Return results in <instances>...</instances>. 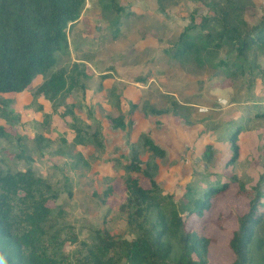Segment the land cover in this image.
<instances>
[{
	"label": "rangeland",
	"instance_id": "1",
	"mask_svg": "<svg viewBox=\"0 0 264 264\" xmlns=\"http://www.w3.org/2000/svg\"><path fill=\"white\" fill-rule=\"evenodd\" d=\"M206 1L161 0V12L156 0H85L78 21L66 32L68 49L55 55L51 69L65 70L66 79L73 78L70 92L54 103L36 95L48 76L39 75L22 93L0 94V126L11 135L0 139V168L30 167L58 192L56 202L49 204L51 226L77 238L64 242L65 253L72 255L91 243L96 230L115 238L133 236L120 205L126 165L134 155L178 205L187 189L236 179L248 190L258 182L264 118L254 114L264 113V55L248 53L251 74L236 72L234 77L207 62L194 65L166 54L190 16L208 13ZM243 19L249 26L263 22L264 0H251ZM224 54L222 48L218 55ZM151 109L168 111L156 115ZM114 118L123 121V129L111 126ZM239 125L238 156L229 164V137ZM145 135L164 150V157L148 152L142 143ZM34 136L48 140L49 146L37 150ZM206 145L211 148L208 160ZM18 151L30 161L16 158ZM132 174L148 185L142 174ZM109 187L110 197L104 194ZM260 189L264 195V180ZM231 207L239 214L247 208L237 183L214 197L198 222L212 240L208 264L232 262L227 246L235 227ZM191 225L188 221L187 228Z\"/></svg>",
	"mask_w": 264,
	"mask_h": 264
},
{
	"label": "trees",
	"instance_id": "2",
	"mask_svg": "<svg viewBox=\"0 0 264 264\" xmlns=\"http://www.w3.org/2000/svg\"><path fill=\"white\" fill-rule=\"evenodd\" d=\"M163 12L164 4L156 0ZM251 0H208L204 3L208 13L190 16L177 40L166 50L171 58L194 65L205 62L214 69L234 76L251 74L253 64L248 53L264 55V21L249 26L243 12ZM85 0H0V94L22 93L39 75H48L35 91L52 103L63 99L73 86V78L66 79L65 70L51 72L55 55L68 49L67 30L74 25L84 8ZM114 7V5H113ZM225 48V54L219 52ZM168 110L151 109L160 115ZM264 118V113L254 114ZM113 128H124L120 118L111 119ZM235 126L229 140L233 153L229 164L238 156L235 145ZM78 132V131H77ZM11 135L0 126V139ZM78 139V138H77ZM97 136H93L96 144ZM41 151L49 141L33 137ZM79 142L83 140L79 139ZM143 146L157 158L165 155L149 136L143 137ZM210 159L211 148L203 152ZM29 162L23 151L14 154ZM263 172L255 186L247 188L236 179L222 184L213 183L205 189H187L176 204L162 193L153 176L140 168L134 155L126 165L129 172L123 181L124 202L120 210L125 214L133 236L115 238L96 230L91 243H83L72 255L63 251L65 241L76 242V237L51 226L50 203L58 199V192L44 178L27 167L11 171L0 168V262L2 264H208L209 245L212 240L203 235L198 222L211 207L214 197L237 183V194L246 197L247 208L242 214L234 207L230 215L235 227L227 246L232 254L230 264H264V195L260 189ZM131 172V173H130ZM140 173L148 181L141 184ZM112 196V188L105 190ZM218 217V225L222 227ZM191 221L190 228H187ZM220 227V228H221Z\"/></svg>",
	"mask_w": 264,
	"mask_h": 264
},
{
	"label": "clouds",
	"instance_id": "3",
	"mask_svg": "<svg viewBox=\"0 0 264 264\" xmlns=\"http://www.w3.org/2000/svg\"><path fill=\"white\" fill-rule=\"evenodd\" d=\"M0 264H2V262H0Z\"/></svg>",
	"mask_w": 264,
	"mask_h": 264
}]
</instances>
